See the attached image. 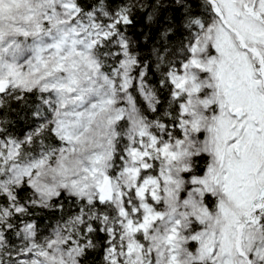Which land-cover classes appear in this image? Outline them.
<instances>
[{
	"label": "snow or ice",
	"instance_id": "6c2138e0",
	"mask_svg": "<svg viewBox=\"0 0 264 264\" xmlns=\"http://www.w3.org/2000/svg\"><path fill=\"white\" fill-rule=\"evenodd\" d=\"M0 264H264V0H0Z\"/></svg>",
	"mask_w": 264,
	"mask_h": 264
},
{
	"label": "trees",
	"instance_id": "16d2710c",
	"mask_svg": "<svg viewBox=\"0 0 264 264\" xmlns=\"http://www.w3.org/2000/svg\"><path fill=\"white\" fill-rule=\"evenodd\" d=\"M21 127H23V125H21Z\"/></svg>",
	"mask_w": 264,
	"mask_h": 264
}]
</instances>
